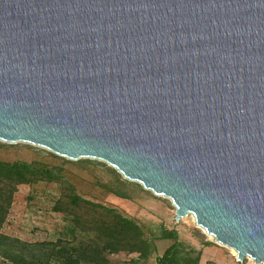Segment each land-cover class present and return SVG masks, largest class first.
<instances>
[{
    "label": "water",
    "instance_id": "obj_1",
    "mask_svg": "<svg viewBox=\"0 0 264 264\" xmlns=\"http://www.w3.org/2000/svg\"><path fill=\"white\" fill-rule=\"evenodd\" d=\"M0 141L102 161L264 264V0H0Z\"/></svg>",
    "mask_w": 264,
    "mask_h": 264
},
{
    "label": "trees",
    "instance_id": "obj_2",
    "mask_svg": "<svg viewBox=\"0 0 264 264\" xmlns=\"http://www.w3.org/2000/svg\"><path fill=\"white\" fill-rule=\"evenodd\" d=\"M42 183L59 188L52 211L65 218V233L56 240L37 242L4 234L19 188ZM156 241L171 243L156 264L201 263L202 250L187 248L177 231L162 227L154 235L118 209L81 196L62 166L0 160V257L5 264H113L110 256L122 252L149 258L157 250Z\"/></svg>",
    "mask_w": 264,
    "mask_h": 264
},
{
    "label": "rangeland",
    "instance_id": "obj_3",
    "mask_svg": "<svg viewBox=\"0 0 264 264\" xmlns=\"http://www.w3.org/2000/svg\"><path fill=\"white\" fill-rule=\"evenodd\" d=\"M0 160L62 166L76 183L81 196L118 209L154 235H158L162 227L177 231L180 241L187 248L203 251L202 264H255L249 258L239 263L237 253L234 254V250L223 247L203 232L192 215L177 221V209L171 200L155 195L137 182L125 179L102 161L69 160L30 144H10L3 141H0ZM117 192L126 198L118 196ZM58 195L59 188L55 185L42 183L21 186L3 233L25 242L56 240L61 237L65 233L67 222L62 215L52 211L53 202ZM206 243H211V246H206ZM170 244V241H156L157 250L149 258L122 252L110 256V260L113 264H156V258L162 256ZM0 264H5L1 257Z\"/></svg>",
    "mask_w": 264,
    "mask_h": 264
},
{
    "label": "bare ground",
    "instance_id": "obj_4",
    "mask_svg": "<svg viewBox=\"0 0 264 264\" xmlns=\"http://www.w3.org/2000/svg\"><path fill=\"white\" fill-rule=\"evenodd\" d=\"M163 197V196H162ZM193 219H194V221H196L195 220V217L193 216ZM203 232H205L206 234H207V232L204 230V229H202V228H200ZM208 235V234H207ZM210 236V235H209ZM211 238H213L212 236H210ZM234 254H236V251H234Z\"/></svg>",
    "mask_w": 264,
    "mask_h": 264
},
{
    "label": "crops",
    "instance_id": "obj_5",
    "mask_svg": "<svg viewBox=\"0 0 264 264\" xmlns=\"http://www.w3.org/2000/svg\"><path fill=\"white\" fill-rule=\"evenodd\" d=\"M224 247V246H223ZM225 248H227V247H225ZM228 249V248H227ZM203 252V251H202ZM203 255V254H202ZM203 257V256H202ZM231 258V257H230ZM203 263V260L201 259V263L200 264H202Z\"/></svg>",
    "mask_w": 264,
    "mask_h": 264
}]
</instances>
